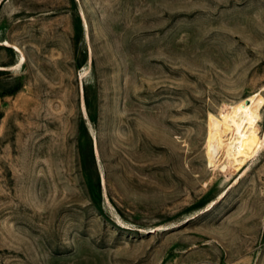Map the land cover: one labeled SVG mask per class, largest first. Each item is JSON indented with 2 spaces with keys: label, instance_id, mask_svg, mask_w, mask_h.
<instances>
[{
  "label": "rangeland",
  "instance_id": "obj_1",
  "mask_svg": "<svg viewBox=\"0 0 264 264\" xmlns=\"http://www.w3.org/2000/svg\"><path fill=\"white\" fill-rule=\"evenodd\" d=\"M0 264H264V0H0Z\"/></svg>",
  "mask_w": 264,
  "mask_h": 264
},
{
  "label": "bare ground",
  "instance_id": "obj_2",
  "mask_svg": "<svg viewBox=\"0 0 264 264\" xmlns=\"http://www.w3.org/2000/svg\"><path fill=\"white\" fill-rule=\"evenodd\" d=\"M259 116L256 94L236 103L228 115L227 126L217 131L210 140L214 157L226 161L225 165L240 172L258 144L252 126Z\"/></svg>",
  "mask_w": 264,
  "mask_h": 264
}]
</instances>
